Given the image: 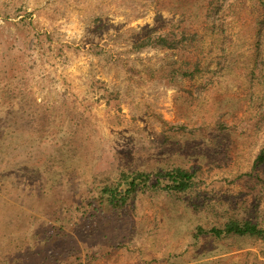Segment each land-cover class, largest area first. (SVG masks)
<instances>
[{"label":"rangeland","instance_id":"rangeland-1","mask_svg":"<svg viewBox=\"0 0 264 264\" xmlns=\"http://www.w3.org/2000/svg\"><path fill=\"white\" fill-rule=\"evenodd\" d=\"M7 88L31 104L0 102V264H264L263 240L207 233L264 230V0H0ZM178 167L184 194L102 192Z\"/></svg>","mask_w":264,"mask_h":264},{"label":"trees","instance_id":"trees-1","mask_svg":"<svg viewBox=\"0 0 264 264\" xmlns=\"http://www.w3.org/2000/svg\"><path fill=\"white\" fill-rule=\"evenodd\" d=\"M190 3H199L203 7H207L209 10L217 6L219 0H189ZM197 5V4H195ZM202 10V8H201ZM179 36V37H178ZM196 36L195 34H190L189 36L186 33L178 34L174 36V39L171 40L169 36H158L154 38H149L143 41L140 44V47H145L148 44H157L169 49L178 48V46L191 41ZM21 87L22 82L18 83ZM0 102L6 106L13 107L15 104H18L23 110L31 104L30 96L21 92L18 97L14 95V92L11 89H6L4 92H1ZM16 100V101H15ZM4 106V107H6ZM32 116V114H31ZM34 116V114H33ZM44 118L39 117L33 118L32 123H39L40 126H35V132L45 133L46 126L48 121H43ZM38 121V122H37ZM43 121V124L41 123ZM28 127L31 129V121L28 123ZM3 129H0V134H14L12 132V126L9 124ZM25 133H32L31 131L26 130ZM28 138V137H27ZM10 141V140H9ZM8 141V142H9ZM7 142L6 138H0V147L5 146ZM8 150V148H7ZM8 153V152H7ZM2 151H0V156L4 157ZM63 163V162H62ZM65 163V162H64ZM264 165V149H262L254 164V168L261 167ZM196 172H191L183 168H174L172 170H157L154 172L149 171H135V172H121L117 181L114 182L111 186H105L102 190L103 194L108 197L109 205L112 209L118 210L122 208L127 201L130 199L131 195L135 194L138 190H146L149 188L158 189L160 191L170 193V194H184L189 192L195 187ZM200 234H203V231H199ZM208 234L214 236L215 238L229 237V236H238V237H251L257 238L264 241V230L259 228L257 225L253 224L250 221H245L239 223L237 221L228 222L224 225L222 229H211L207 232Z\"/></svg>","mask_w":264,"mask_h":264},{"label":"crops","instance_id":"crops-1","mask_svg":"<svg viewBox=\"0 0 264 264\" xmlns=\"http://www.w3.org/2000/svg\"><path fill=\"white\" fill-rule=\"evenodd\" d=\"M181 264H189V263H181Z\"/></svg>","mask_w":264,"mask_h":264}]
</instances>
